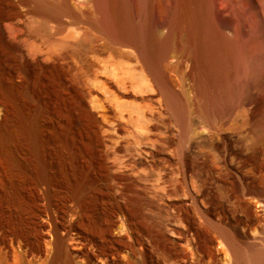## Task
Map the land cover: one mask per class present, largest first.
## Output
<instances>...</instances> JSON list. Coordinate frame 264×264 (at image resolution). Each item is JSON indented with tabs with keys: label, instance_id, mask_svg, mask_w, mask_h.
Returning <instances> with one entry per match:
<instances>
[{
	"label": "bare ground",
	"instance_id": "1",
	"mask_svg": "<svg viewBox=\"0 0 264 264\" xmlns=\"http://www.w3.org/2000/svg\"><path fill=\"white\" fill-rule=\"evenodd\" d=\"M226 2L7 0L5 6L0 4V46L5 51L13 45L2 25L17 21L32 26V36L46 42L85 27V42L92 48L102 41L103 50L135 60L138 76L129 67L118 80L129 81L141 102L135 106L137 117L132 116L135 124L147 128L148 134L157 133L161 124L167 129L164 140L135 136L138 150L122 161L116 157L109 161L102 142L90 151L75 152L68 137H55L62 168L57 179L45 169L39 124L24 128L39 168L31 177L0 175L1 261L264 264V0L230 1L234 11L244 3L248 6L253 16L249 32L236 13L225 19ZM83 42L79 38L74 48ZM57 56L68 58L65 51ZM169 61L182 71L176 80L168 71ZM24 65L29 66L27 60ZM19 86L11 81L13 89ZM89 105L81 102L83 121L93 138L101 141V121ZM248 106L256 108L255 121L245 125L241 136L229 135V126ZM100 107L106 118L111 107ZM7 112V104H1L0 113ZM111 124L108 133L119 134L120 124ZM3 126L2 117L0 130ZM162 144L177 148L164 154L159 151ZM213 153L221 168L213 162ZM11 163L23 167L14 158ZM159 197L173 211L166 223L157 217ZM253 204L259 205L261 215ZM217 243L226 255L224 261L215 249Z\"/></svg>",
	"mask_w": 264,
	"mask_h": 264
},
{
	"label": "rangeland",
	"instance_id": "2",
	"mask_svg": "<svg viewBox=\"0 0 264 264\" xmlns=\"http://www.w3.org/2000/svg\"><path fill=\"white\" fill-rule=\"evenodd\" d=\"M6 1L0 0V4L3 2L2 6H5ZM230 1L226 2L225 19H233L234 13H236L244 30L246 32L252 31L250 24L253 16L249 13L248 6L244 3L234 11ZM83 28L85 29V27H82L84 31ZM2 29L8 43L13 45V48L5 51L0 46V105L7 104L8 106L7 114L0 113V118L3 117L4 122L2 130H0V175L5 174L7 176L9 173L10 175L15 174L19 178L23 175L30 177L35 175L39 163L30 150L31 138L24 134V128H28L32 123H38L40 127V136L44 143L45 169L57 179L62 176V168L55 137H68L75 152L79 150L90 151L99 147L102 142L104 143V151L110 158L109 161H114L116 158L122 161L133 151L136 152L138 147L134 143L135 136L148 135L151 138H157L156 140H164V134L167 130L165 125L158 126L159 131L153 135L152 133L148 134L144 125V128H141L142 125L140 127V125L135 124L137 123L136 119H133V117H137L135 106L141 102L133 95L136 92L130 86L129 81L126 84L118 82L125 77V72L128 71L126 68L130 67V70L132 68L131 72L139 74L137 71L140 70L138 69L139 65L135 60L120 59L113 50H103L104 46H99L103 45L102 41H99V44L96 43L97 47H95L97 49L99 46V50L92 48L88 43L89 41L86 40L85 42L86 29L84 32L80 29L67 31L68 33L66 32L61 36L62 39L64 37L65 42L63 41V43L60 41V37L56 42L37 39L31 34L32 26L20 25L17 21L5 22ZM76 31L80 34L78 35ZM79 38L84 41L82 49V45L80 48H74ZM66 46L67 48L73 46L70 49L72 48L74 51L66 49ZM15 47H18L19 50L14 49ZM94 50L96 51L93 52ZM64 51L68 56L67 59L57 56L59 53L60 55L61 53L64 54ZM82 53L84 54L82 55ZM24 60L28 61L29 66L24 65ZM171 61L166 65L169 66L170 76L176 80L180 70L177 71L173 61ZM136 74L135 76H138ZM181 74L182 71H180ZM11 81L17 82L20 85L19 88L13 89ZM106 92L110 96L107 97ZM83 100L91 104L89 107L101 121L99 127L101 141L93 138V131L83 121L81 109ZM98 106H110L112 110L105 118L102 107L99 108ZM255 109L248 106L242 110L237 119L229 126L228 134L241 136L246 129L245 125L255 121L252 113L256 111ZM21 117L24 119L21 120ZM250 117L252 118L249 119ZM52 122L55 124L53 125ZM113 122L120 124L119 134L108 133L107 131L112 128L111 123ZM138 127L141 129V133H137ZM136 128L137 130H135ZM130 130L135 131L134 135L130 133ZM108 136L112 137L111 141H107ZM160 136L163 137L160 138ZM194 138H197V135H194ZM206 144L203 146L206 147ZM176 148L175 144H162L159 146V151L169 154ZM214 154H212V160L216 166L219 165L218 167L221 168L220 161ZM12 158L23 167H13ZM181 193H184L183 190ZM164 199L163 197L157 199L159 208L157 217L163 222L173 213ZM253 209L258 215H261L259 205L253 204ZM252 234L256 235L255 230H252ZM215 249L220 253L221 260H226V255L218 243ZM10 263L22 264L18 259L11 260ZM0 264L7 263L0 260Z\"/></svg>",
	"mask_w": 264,
	"mask_h": 264
}]
</instances>
